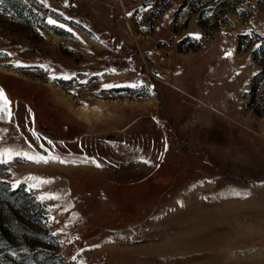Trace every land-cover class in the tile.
Here are the masks:
<instances>
[{
  "label": "rangeland",
  "instance_id": "1",
  "mask_svg": "<svg viewBox=\"0 0 264 264\" xmlns=\"http://www.w3.org/2000/svg\"><path fill=\"white\" fill-rule=\"evenodd\" d=\"M48 4L0 5V264H264V0Z\"/></svg>",
  "mask_w": 264,
  "mask_h": 264
},
{
  "label": "snow or ice",
  "instance_id": "2",
  "mask_svg": "<svg viewBox=\"0 0 264 264\" xmlns=\"http://www.w3.org/2000/svg\"><path fill=\"white\" fill-rule=\"evenodd\" d=\"M26 2H27V0H25V3ZM38 2L43 4L45 7H50V5L48 4V0H38ZM4 3H5V0H0V5H3ZM65 6H67V4H65ZM52 11H55V9H52ZM60 15L63 16L62 13ZM47 23L50 25L59 26L62 28L64 27L63 24L57 25V21L51 17L48 18ZM68 30L71 31V29H68ZM197 38H198V36H197ZM228 55H231V53H229ZM16 66H20V65L17 64ZM45 70H47V69H45ZM53 78H55V77H53ZM65 78H67V77H65ZM127 86L132 87V88L140 87V85L136 84V83H132V84H129ZM106 87H111V85H106ZM29 112H30V110H29ZM12 117H13V113L11 111V101L8 100V98L4 94L3 90L0 89V121H7L8 123H12L13 122ZM49 143H51V142H49ZM11 155H12V153L10 151H7V150L3 153H0V163H8L9 161L7 159H4L3 157H8ZM15 155L16 156H22L23 158H26L29 160H35L36 162H45V163L48 162L43 156H40L37 158L33 155H29L27 152H16ZM53 159H58V158L53 157ZM147 162L148 161H145V163H147ZM97 167H100V165L97 164ZM41 183H48V181L39 180V178H37V184L31 185V187H36V186H38V184H41ZM16 186H18V184L13 185V187H16ZM44 198L45 197H41V199H44ZM47 198L56 199L57 197L49 196ZM96 247H98V245ZM73 259H75V257H73Z\"/></svg>",
  "mask_w": 264,
  "mask_h": 264
},
{
  "label": "crops",
  "instance_id": "3",
  "mask_svg": "<svg viewBox=\"0 0 264 264\" xmlns=\"http://www.w3.org/2000/svg\"><path fill=\"white\" fill-rule=\"evenodd\" d=\"M177 61H178V64H176L175 66V69L177 70V73L174 74V85L175 86H178L180 88H188L187 86H189V81L191 79V74L188 70V66H189V57L186 55V54H180L179 57H177ZM155 124V126H154ZM157 123H152L151 127L154 126V132L156 134H152V135H149V134H146L147 133V130H148V126H150L148 123H147V126L144 125L145 127H140L139 128V133H137L136 135V138L140 137V139H164L163 138V135H162V132L160 130V127L156 125ZM146 132V133H145Z\"/></svg>",
  "mask_w": 264,
  "mask_h": 264
},
{
  "label": "bare ground",
  "instance_id": "4",
  "mask_svg": "<svg viewBox=\"0 0 264 264\" xmlns=\"http://www.w3.org/2000/svg\"><path fill=\"white\" fill-rule=\"evenodd\" d=\"M103 113L104 112L101 109H99V108H95V109H89V108H86V107L81 108L82 117H84L88 121H91L92 117L101 116Z\"/></svg>",
  "mask_w": 264,
  "mask_h": 264
},
{
  "label": "built area",
  "instance_id": "5",
  "mask_svg": "<svg viewBox=\"0 0 264 264\" xmlns=\"http://www.w3.org/2000/svg\"><path fill=\"white\" fill-rule=\"evenodd\" d=\"M159 73H160V75H161L162 77H164V78H167L166 75L169 74L168 71H167V72H166V71H160Z\"/></svg>",
  "mask_w": 264,
  "mask_h": 264
}]
</instances>
